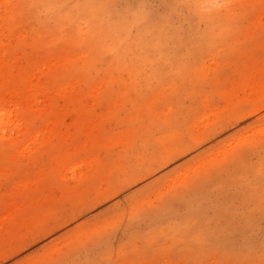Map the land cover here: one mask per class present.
<instances>
[{
  "label": "rangeland",
  "instance_id": "obj_1",
  "mask_svg": "<svg viewBox=\"0 0 264 264\" xmlns=\"http://www.w3.org/2000/svg\"><path fill=\"white\" fill-rule=\"evenodd\" d=\"M0 112V264H264V0H0Z\"/></svg>",
  "mask_w": 264,
  "mask_h": 264
},
{
  "label": "bare ground",
  "instance_id": "obj_2",
  "mask_svg": "<svg viewBox=\"0 0 264 264\" xmlns=\"http://www.w3.org/2000/svg\"><path fill=\"white\" fill-rule=\"evenodd\" d=\"M3 112V111H2ZM2 112H0V113H2ZM5 115V114H4ZM4 115H2V114H0V116L2 117V118H0V119H3L4 117ZM7 116V115H6ZM6 116H5V118H6ZM8 117V116H7ZM9 119L11 120V118L9 117ZM9 119H7V121L9 120ZM3 120H5V119H3ZM0 122H2V120H0ZM6 122V121H5ZM5 124V123H4Z\"/></svg>",
  "mask_w": 264,
  "mask_h": 264
}]
</instances>
